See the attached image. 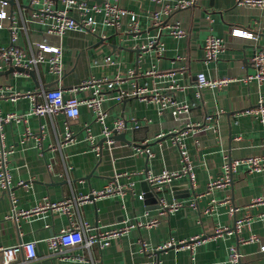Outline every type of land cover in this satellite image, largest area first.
Segmentation results:
<instances>
[{
  "label": "crops",
  "instance_id": "obj_1",
  "mask_svg": "<svg viewBox=\"0 0 264 264\" xmlns=\"http://www.w3.org/2000/svg\"><path fill=\"white\" fill-rule=\"evenodd\" d=\"M82 1L88 6L114 3L133 13L137 31L130 25L129 17L123 18L119 27H112L102 23L99 13L94 15L97 24L93 32L75 30L59 36L46 32L54 15L51 11L42 13L41 3L6 0L3 8L6 18L0 21V49L11 46L12 34L13 44L27 59L36 55L37 43L59 47L61 76L49 70L50 53L44 54V63L26 68L0 59V95L5 96L0 97V117L25 115V121L0 125L9 151L10 174L9 189H0V247L34 241L39 259L30 264H80L78 256L87 259L86 264H228V249L236 246L241 255L240 264H264V252L260 251L264 245V205L250 206L252 199L264 196V171L249 172L245 165H239L230 182L208 189L209 183L221 177L227 161L264 157V124L247 113L260 99L264 101V83L244 81L246 75L254 72L250 65L254 48L264 46V9L242 7L236 0H197L189 8L162 17V24L156 26L151 13L160 6L154 0ZM163 1L173 4L192 0ZM62 7L61 1L56 0L50 10ZM70 14L77 18L75 12ZM175 22H179L184 32L182 37L168 34L169 26ZM232 28L258 33L257 46L250 40L233 37ZM210 35L223 39L226 48L216 60L206 61L203 47ZM151 39H158L163 45L161 54L156 47L142 48ZM106 57L111 58V63H105ZM13 67L22 70L9 72ZM198 74L208 79L227 77L233 81L222 89L203 88L198 97ZM102 78H119L110 91L103 89L105 126L113 132L115 119L123 118L126 123L123 131L112 134L111 137H116L111 139V145L103 141L102 125L95 122L85 106H80L76 119H68L61 113L38 117L29 113L28 98L14 101L8 98L13 93H39L54 87L67 93L82 82ZM172 84L179 89L168 90ZM140 89H145L148 98L157 93L168 94L171 101L160 113V105L155 101L130 95ZM76 94L86 99L91 96V90ZM120 94L123 98L119 101ZM38 101H43L42 96ZM176 106H187V114L174 116ZM187 124L193 127L187 128ZM67 128L73 136L72 142L55 148ZM26 131L34 137L23 142ZM181 131H187L186 135L180 136ZM121 134L125 141L117 138ZM173 134L185 146L193 166V179L182 175L158 194L150 189L154 196L145 199V176L141 173L177 171L182 166L179 150L172 143ZM137 148L148 149L150 156L137 152ZM116 174L126 175L115 181ZM109 184L120 188V193L83 203L73 221L87 223L93 231L119 228L135 219H157L158 224L132 228L101 249L77 247L68 257L59 259L49 257L45 241L69 225L67 215L47 212L12 217L14 209L31 210L46 199L56 203L77 198L103 190ZM158 196L167 203L179 202L182 206L159 215ZM230 207L238 208L235 215L229 213ZM244 215L250 218V224L239 233H223L192 251L173 247L158 250L171 240L210 237L216 228L233 229L235 220ZM250 235L258 241L240 242ZM142 242L147 248L145 252Z\"/></svg>",
  "mask_w": 264,
  "mask_h": 264
},
{
  "label": "built area",
  "instance_id": "obj_2",
  "mask_svg": "<svg viewBox=\"0 0 264 264\" xmlns=\"http://www.w3.org/2000/svg\"><path fill=\"white\" fill-rule=\"evenodd\" d=\"M56 0H29L30 4L38 5L42 4L41 12L51 11L53 12V21L50 24H47L46 32L49 34L63 35L68 31H90L93 32L97 21L94 17L95 14H102V23L106 26L119 27L121 24V20L125 17H129L130 25L133 27L134 31H137V18L133 13L126 11L125 9L120 8L114 3H105L103 5H92L88 6L86 1L82 0H60L63 7L61 9H56L54 11L50 10V6ZM197 0L192 1H177L173 4L167 3L163 0H154V2L160 6L158 10H155L151 13V21L154 25L160 26L162 24V17L170 16L174 11L186 9L191 7ZM236 4L242 7H252V8H260L264 9V0H236ZM7 5L6 0L1 2L0 8V21L6 18V12L4 11V6ZM75 12L77 14V18H74L70 13ZM210 22L211 19L207 18ZM2 24L0 23V28ZM168 34L174 38H179L184 35L182 28L180 27L179 22L173 23L169 26ZM11 33H14L11 30ZM230 34L233 37H238L241 39L250 40L257 46V41L259 38L258 33H252L245 29L232 28L230 30ZM14 35L12 34L11 46L7 48L0 49V59L5 62H13L14 65L20 67H28V66H36L38 63H44L45 53H50L51 57L47 60L49 64V70L51 73L61 76V49L59 47L50 46L46 43H37V53L36 55H32L29 59L25 57L24 52L13 44ZM156 47L158 49L159 54L163 51V45L158 41V39H151L147 45L142 46L143 49ZM226 48V42L215 36H208L204 43V53L205 60L212 61L216 60L218 55L222 53ZM105 63H111V58L106 57L104 59ZM250 65L253 68V74L246 75L244 78L245 82H250L252 80L256 81L259 85L264 83V48L257 46L254 48V53L250 59ZM153 73V72H150ZM119 78L114 80H109L107 78L102 79H90L88 81L80 83L78 86L73 87L67 93L63 91L60 87L49 88L46 90H42L39 93L35 92H27L24 94L13 93L8 95L11 101L17 100L20 97L28 98L31 102V107L29 113L31 115H35L38 117L43 116H51L57 113L63 114L68 119H76L79 116V108L80 106H85L89 109L93 116L95 122H98L102 125L103 130L102 134L104 139L108 145H111L113 141L111 140V136L113 133H120L126 127L125 120L123 118H117L114 121V129L113 132L109 130L105 126V118L107 116L106 111L102 108V103L105 100L104 87L107 90H111L118 82ZM233 79L224 77L217 79H208L204 74H198L196 77V90L197 96L200 97L201 89L203 88H215L222 89L226 87ZM91 90V96L86 99H81L77 96V92L83 90ZM179 87L177 85H170L168 90L174 91L178 90ZM131 96L140 97L143 100H152L160 105V113H162L163 108L167 106V104L171 101V97L168 94L159 95L158 93L152 95L151 97L146 96L145 89H140L134 91L130 94ZM42 96L43 101L39 102L38 97ZM0 97H5L3 94ZM123 98V95L120 94L117 99L120 101ZM188 107L187 106H176L172 112L174 116H181L182 114H187ZM250 115L257 118L262 124H264V101L260 99L257 105L250 110L247 111ZM211 116L207 117V120H210ZM19 123L21 121H25V115H16L9 114L5 117H0V125L2 123H10V122ZM187 128L193 127L192 125H186ZM198 128L201 125H197ZM214 128V126H213ZM205 129V128H204ZM202 129V130H204ZM187 131H181L178 134L180 136L186 135ZM34 137L32 133L29 131L25 132V136L23 137V142L27 139ZM161 137V136H159ZM90 138V137H89ZM73 136L69 129L67 128L62 141L57 142L55 148H59L62 145H66L72 142ZM172 143L178 148L180 154V162L182 164L181 168L177 171H169L162 170L158 174H152L149 172L141 173L144 174V180L149 185L150 189L158 194L162 191L163 187L169 186L172 181L181 177L182 175H188L189 178L193 179V166L187 151L185 150V146L182 143L181 139L173 134ZM198 144V141H195ZM94 149L98 151V148ZM139 153H145L147 156H150V152L148 149L140 150L136 149ZM9 151L5 148L3 136L0 132V189L7 191L10 185V174L7 170V159H8ZM239 165H245L249 172H261L264 171V157L261 156H252L247 157L241 160L235 161H227L223 165V170L221 173V177L209 183L208 189H212L214 187H223L225 184L230 182L231 176L233 172ZM140 174V173H139ZM126 174H116L114 176V180L120 176ZM19 185H23V182H20ZM120 188L115 186V184H109L105 189L92 192L88 195H81L77 198L65 199L59 202H50L46 199L39 206L31 209V210H22V209H14L13 210V218H18L20 216L27 217L30 215H38L41 213H56L60 212L67 215L70 219V223L67 227L62 228L58 233L52 235L51 237L46 239V245L49 250V257H57L59 259H64L70 255V251L77 248L82 247L86 250H89L91 247H98L101 249L102 247L108 246L110 241L122 236L128 230L132 228H151L158 224L157 219H150L147 221H142L140 219H135L133 223H127L119 228H112L108 230L99 231L95 229L93 231L92 227L87 223L81 222L80 220L75 222L73 221V216L77 214V209L83 203H86L90 200H95L96 198H102L109 195H113L116 193H120ZM139 199H142V195L138 196ZM263 204L264 205V196L257 197L252 199L250 202V206ZM182 204L179 202L167 203L163 198L158 196V214L165 215L170 212L176 211ZM192 206H194L192 204ZM238 211L236 207H230L229 213L231 215H235ZM208 212V211H206ZM205 212V213H206ZM250 224V218L247 215H244L241 218H237L234 222L233 229H229L227 227L216 228L214 234L210 237H199L195 236L190 238L189 240H180L178 242L169 241L163 246L159 247L158 250H166L169 248H186L191 251L194 247L201 245L204 241L215 238L218 235L223 233H231L234 231L235 233L241 232L244 228H247ZM258 239L254 235H250L246 240H240L241 243H250L257 242ZM145 243L142 242V251L146 250ZM260 251L264 252V245L260 247ZM0 264H30L32 262L37 261L39 258L36 254V243L34 241L22 242L14 246L10 247H0ZM80 264H86L87 259L82 256H78ZM241 255L236 246H230L228 249V264H240Z\"/></svg>",
  "mask_w": 264,
  "mask_h": 264
},
{
  "label": "water",
  "instance_id": "obj_3",
  "mask_svg": "<svg viewBox=\"0 0 264 264\" xmlns=\"http://www.w3.org/2000/svg\"><path fill=\"white\" fill-rule=\"evenodd\" d=\"M263 37H264V35H263ZM262 48H264V46ZM13 70H22V69L18 68V67H13L10 69L9 72H11ZM115 137L116 136H113V137H111V139H114ZM117 138H120L121 140L125 141V137L123 134H121L120 136H117ZM103 141H106V139H104ZM143 187H144L143 188V198H145V199L152 198L154 196L153 192H151L150 187L146 181L143 182Z\"/></svg>",
  "mask_w": 264,
  "mask_h": 264
}]
</instances>
